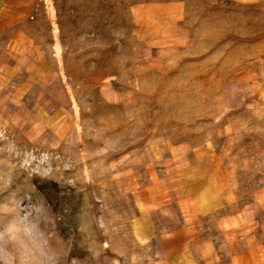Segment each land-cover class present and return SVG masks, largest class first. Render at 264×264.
<instances>
[{
  "label": "rangeland",
  "instance_id": "rangeland-1",
  "mask_svg": "<svg viewBox=\"0 0 264 264\" xmlns=\"http://www.w3.org/2000/svg\"><path fill=\"white\" fill-rule=\"evenodd\" d=\"M242 11L230 0H48L53 61L35 64L36 79L0 80V128L50 152L54 175L18 173L0 203L43 197L73 237L66 264H93L75 223L88 200L106 256L145 264L129 227L144 161L218 136L225 146L242 122L243 77L264 57V18Z\"/></svg>",
  "mask_w": 264,
  "mask_h": 264
},
{
  "label": "crops",
  "instance_id": "crops-1",
  "mask_svg": "<svg viewBox=\"0 0 264 264\" xmlns=\"http://www.w3.org/2000/svg\"><path fill=\"white\" fill-rule=\"evenodd\" d=\"M230 2L264 18V0ZM47 14L48 0H0L3 84L36 79L35 64L53 61L44 58ZM258 45L262 55L264 39ZM259 63L243 77L244 116L225 146L218 136L144 161L129 227L145 264H264V57Z\"/></svg>",
  "mask_w": 264,
  "mask_h": 264
},
{
  "label": "clouds",
  "instance_id": "clouds-1",
  "mask_svg": "<svg viewBox=\"0 0 264 264\" xmlns=\"http://www.w3.org/2000/svg\"><path fill=\"white\" fill-rule=\"evenodd\" d=\"M54 157L48 151L21 147L7 129L0 128V195L9 190L20 172L51 179ZM31 201V197H29ZM62 216L54 214L43 197L23 205L22 202L0 203V264H66L73 237L65 239L58 222ZM101 217L93 212L86 200L75 217L76 231L83 237L93 264H121L115 255L106 256L107 249L99 242L97 229L104 235ZM96 242L97 246L92 247ZM71 264H79L72 260Z\"/></svg>",
  "mask_w": 264,
  "mask_h": 264
}]
</instances>
